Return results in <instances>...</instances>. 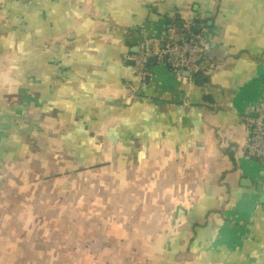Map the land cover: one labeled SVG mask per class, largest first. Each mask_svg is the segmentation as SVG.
<instances>
[{"label": "crops", "instance_id": "crops-1", "mask_svg": "<svg viewBox=\"0 0 264 264\" xmlns=\"http://www.w3.org/2000/svg\"><path fill=\"white\" fill-rule=\"evenodd\" d=\"M171 21L204 35L211 84L151 63L137 88L125 57ZM66 92L104 148L84 162L48 140ZM261 106L264 0H0V264H264V170L245 153Z\"/></svg>", "mask_w": 264, "mask_h": 264}, {"label": "built area", "instance_id": "built-area-1", "mask_svg": "<svg viewBox=\"0 0 264 264\" xmlns=\"http://www.w3.org/2000/svg\"><path fill=\"white\" fill-rule=\"evenodd\" d=\"M22 5L40 3L43 0H9ZM200 27H204L203 24ZM204 35L196 33L190 26L179 23L169 25L167 36L162 44L149 48L146 42L139 47L137 55L126 56L125 62L133 61V73L137 80V88L144 84L148 75L149 62L157 67L167 68L179 79L193 83L194 75L200 70V64L205 54L202 40ZM189 74L190 77H186ZM255 118H246L248 136L245 153L250 160L258 161L264 170V106L257 107Z\"/></svg>", "mask_w": 264, "mask_h": 264}, {"label": "trees", "instance_id": "trees-1", "mask_svg": "<svg viewBox=\"0 0 264 264\" xmlns=\"http://www.w3.org/2000/svg\"><path fill=\"white\" fill-rule=\"evenodd\" d=\"M174 23H177L175 21H171L168 24L172 25ZM178 25V23H177ZM204 57L200 64V70L194 75L193 78V84L196 87L204 88L211 84V74H209V71L213 70L215 66H212L211 68H206L203 66L204 63ZM151 68V66H149ZM61 79L64 81H67L70 79L69 77V70L66 68H62L60 71ZM135 78V76H134ZM136 79V78H135ZM62 89L68 88V85H62ZM131 93H133L132 87ZM66 98L62 101V110L64 112V115L61 118H58L56 121V125L53 126L51 129L47 130L48 133V140L52 139L56 144L63 145L62 155L66 154L67 158L69 160H79L84 162L86 159H89V153L92 150L95 152H101L104 150L102 147V143L100 142H94L93 147L89 148V134L85 131V122L83 121L82 115L84 113L83 109H80V100L79 96H76V99L74 100L69 92H66L65 94ZM71 98V105H73L74 102H76V116H72L71 118L68 117V110H69V102ZM210 97H207L209 99ZM71 121V135L70 132L60 129L58 127V124L61 122L63 125L67 124L70 125ZM76 121V122H75ZM74 123L76 125V129L74 131ZM93 139V138H92ZM47 140V141H48ZM45 148L40 150L41 154L48 155V149L51 148L49 141L46 142ZM247 157V156H246ZM249 159V158H247ZM250 160V159H249ZM252 161V160H251ZM254 161V160H253ZM258 167H262L261 163L258 161H254ZM88 165H83V168L79 169L78 171H75L73 174L82 173L85 171H88V168L86 167ZM66 176L69 174H65ZM61 177V175L57 176ZM89 187L86 185L85 180L79 181V183L72 186L71 190H64L63 195V210L64 211H71L75 209L78 205V199L80 197L81 192L87 191ZM62 230L61 236L62 240H65L67 238L68 233L64 234Z\"/></svg>", "mask_w": 264, "mask_h": 264}, {"label": "rangeland", "instance_id": "rangeland-1", "mask_svg": "<svg viewBox=\"0 0 264 264\" xmlns=\"http://www.w3.org/2000/svg\"><path fill=\"white\" fill-rule=\"evenodd\" d=\"M80 200V198L78 199V201ZM69 232V230L67 229L66 231H63V233L64 234H66V233H68ZM77 243H79V241L77 240ZM79 247H80V245H79ZM80 251V250H79ZM86 251H89V252H91V251H94L93 249H92V247L90 246L89 247V245L88 246H86Z\"/></svg>", "mask_w": 264, "mask_h": 264}, {"label": "water", "instance_id": "water-1", "mask_svg": "<svg viewBox=\"0 0 264 264\" xmlns=\"http://www.w3.org/2000/svg\"><path fill=\"white\" fill-rule=\"evenodd\" d=\"M183 26V24L182 23H179V27H182ZM138 50H136L134 53H136ZM130 64H132L133 65V63H130ZM149 64H151V61L149 62ZM186 77H190V75L189 74H186Z\"/></svg>", "mask_w": 264, "mask_h": 264}]
</instances>
